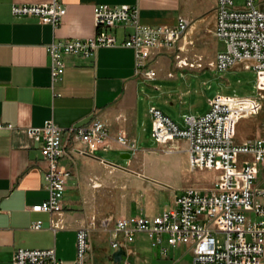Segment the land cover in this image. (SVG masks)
Here are the masks:
<instances>
[{
  "label": "built area",
  "instance_id": "obj_1",
  "mask_svg": "<svg viewBox=\"0 0 264 264\" xmlns=\"http://www.w3.org/2000/svg\"><path fill=\"white\" fill-rule=\"evenodd\" d=\"M66 13L61 0L46 4H13L14 17H35L41 24L57 28ZM95 33L87 39L54 42L48 45L52 82L63 74L65 57L93 58L100 48L125 47L134 52L135 71L146 80H155L152 62L159 52L176 49L183 52L191 23L178 17L173 26L145 25L140 22L136 5L100 4L93 8ZM130 28L119 42L113 29ZM214 37L224 44L208 66L218 71L243 63L258 77V95L223 96L216 94L209 100V110L201 116L183 115L180 127L159 109L151 107V136L155 143L174 151V142L185 140L191 170L219 171L218 181L210 191L187 188L176 196L174 208L155 216H128L100 221L91 219L76 232V260L74 264H91L89 234L104 231L110 235L113 250L126 249L137 234H145L153 246L167 243L175 248L192 246V264H263L264 260V188L255 185L258 166L264 167V133L250 142L236 143L237 123L258 116L263 110L264 88L260 74L264 72V0H217ZM179 58V56H177ZM201 60L188 62L177 59L179 69L201 66ZM184 74L181 73V76ZM261 90V91H260ZM10 127V126H8ZM29 139L40 142L41 155L47 163L44 175L48 198L30 207L32 212L55 215L63 211V197L72 174L60 164L72 154L92 155L106 152L115 142L123 150L136 153V145L125 133L112 138L108 127L97 119L83 125L66 128L52 120L41 127L26 130ZM79 144L80 148L75 146ZM38 230L41 222L31 226ZM165 254V249H162ZM12 264H62L54 249H17Z\"/></svg>",
  "mask_w": 264,
  "mask_h": 264
},
{
  "label": "crops",
  "instance_id": "obj_2",
  "mask_svg": "<svg viewBox=\"0 0 264 264\" xmlns=\"http://www.w3.org/2000/svg\"><path fill=\"white\" fill-rule=\"evenodd\" d=\"M50 1L0 0V264H12L17 249H54L62 264H74L76 232L93 217L92 209L83 200L88 190L87 179L90 175H99V164L116 168L95 156L101 151L92 155L74 153L71 159H61L60 164L72 171L63 197V211L55 215L32 212L30 207L48 198L44 181L47 163L41 155L42 144L29 139L27 128L41 127L48 120L66 128L97 119L108 127L112 138L123 132L136 144L147 133L151 136V107L166 115L163 108L152 104L147 83L150 80L137 75L131 49L100 48L88 59L67 56L63 74L52 82L48 45L92 37L95 33L93 8L100 4L136 5L140 22L145 25L173 26L178 17H184L191 23L189 39L214 28L217 7V0H61L66 13L57 28L41 24L35 17L17 18L11 14L13 4ZM130 31V28L118 27L112 32L122 42ZM164 57H167L165 53H161L155 58L157 77L152 81L177 80L178 72L181 75L190 70L179 69L173 58ZM154 88L158 90L156 85ZM206 99L209 110V99ZM177 125L183 127L184 122ZM263 133L264 127L251 133L250 138L235 139V142H250ZM75 147L80 148L79 144ZM113 149L132 153L115 142L111 143L110 150ZM122 157L130 159L128 154ZM80 159L82 172L78 174L76 162ZM135 164L134 159L129 160V166ZM67 193L71 194L69 199L65 198ZM128 216L136 215L121 217ZM38 221L41 228L35 230L31 226ZM139 240L142 245L132 251L130 245ZM93 251L99 256V248ZM124 251L125 259L120 264H130L127 258L132 255L134 264H192V246L172 248L166 235L161 245L153 246L147 235L137 234ZM112 254L102 253V256L116 264Z\"/></svg>",
  "mask_w": 264,
  "mask_h": 264
},
{
  "label": "rangeland",
  "instance_id": "obj_3",
  "mask_svg": "<svg viewBox=\"0 0 264 264\" xmlns=\"http://www.w3.org/2000/svg\"><path fill=\"white\" fill-rule=\"evenodd\" d=\"M242 3L243 0H234L235 5ZM195 35L196 38L192 37L194 39L188 38L192 44H188L183 52L170 49L159 52V55L165 53L167 57L164 58H173L175 62L183 58L188 62H194L198 58L201 60L200 67L195 65L194 68H186L190 70H185L184 76L178 72L177 80L166 81L157 78L156 81L147 82L151 90L152 104L163 108V112L179 125H183V115L198 117L207 112L204 84L216 83L217 93L223 96L258 95V77L254 71L244 69L243 63H238L226 71H218L208 66L216 52L224 50V44L214 37L212 28ZM152 67L157 69L155 60ZM260 79V86L264 88V73L260 74ZM263 127L264 103L263 110L258 116L240 121L235 139L237 141L244 137L250 138L251 133ZM135 145L136 153H124L113 149L95 154L116 168H105L99 164V175H90L87 179L88 190L83 194V200L92 209L91 219L100 221L107 217L116 219L140 213L148 216L158 215L174 207V198L180 195L182 190L194 188L210 191L218 181L217 170L190 169L186 151L188 145L185 140H178L172 153L165 152L149 133ZM123 154H128L129 160L134 159L136 164L129 166V160L124 159ZM76 163L79 174L82 172L81 159ZM258 169L257 180L254 183L259 188H264V167L259 165ZM70 196L71 194L67 193L65 198L69 199ZM141 245L140 240L136 241L130 245V249L133 251ZM89 247L91 264H113L102 256V253L113 252L108 232L91 231ZM93 248L95 250L99 248V256ZM127 260L134 264V255L129 256Z\"/></svg>",
  "mask_w": 264,
  "mask_h": 264
},
{
  "label": "water",
  "instance_id": "obj_4",
  "mask_svg": "<svg viewBox=\"0 0 264 264\" xmlns=\"http://www.w3.org/2000/svg\"><path fill=\"white\" fill-rule=\"evenodd\" d=\"M217 89H218V87H217L216 83L213 82V83H210L209 87L205 88L203 90V92H204L205 96L210 100L216 95ZM125 255H126V253L122 248L113 252L112 258H113L114 263L120 264L122 258Z\"/></svg>",
  "mask_w": 264,
  "mask_h": 264
},
{
  "label": "bare ground",
  "instance_id": "obj_5",
  "mask_svg": "<svg viewBox=\"0 0 264 264\" xmlns=\"http://www.w3.org/2000/svg\"><path fill=\"white\" fill-rule=\"evenodd\" d=\"M262 73H264V72H262Z\"/></svg>",
  "mask_w": 264,
  "mask_h": 264
}]
</instances>
